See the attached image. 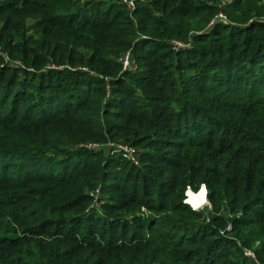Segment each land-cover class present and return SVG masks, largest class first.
I'll use <instances>...</instances> for the list:
<instances>
[{
    "label": "trees",
    "instance_id": "16d2710c",
    "mask_svg": "<svg viewBox=\"0 0 264 264\" xmlns=\"http://www.w3.org/2000/svg\"><path fill=\"white\" fill-rule=\"evenodd\" d=\"M137 1L0 0L2 48L58 66L0 81V264H264V0ZM107 138L144 143L143 169L73 147ZM141 205L163 216L133 228Z\"/></svg>",
    "mask_w": 264,
    "mask_h": 264
},
{
    "label": "rangeland",
    "instance_id": "374dc122",
    "mask_svg": "<svg viewBox=\"0 0 264 264\" xmlns=\"http://www.w3.org/2000/svg\"><path fill=\"white\" fill-rule=\"evenodd\" d=\"M98 1H100V0H98ZM101 1L112 2V3H114L116 1V2L120 3L119 0H101ZM139 1L142 2V0H139ZM198 1L199 2H203V1L207 2V0H198ZM229 2H230V0H215L214 3L218 7H223L224 4L229 3ZM137 4H139L138 1H137ZM1 19H2V16L0 17V20ZM0 23H1V21H0ZM0 30H1V27H0ZM171 45H172L171 47H172L173 51H177V52L180 49L182 50L184 48H188L189 47L188 43H184V42H180V41H172ZM127 52L129 54L128 55V61H127V64L125 65V68H123V69H125V70H134V69H136V67L139 66V61L133 56V54L130 51H127ZM124 54H122V55H124ZM176 57H178V60H177L178 62L177 63H181V64L184 63V59H185L184 56H180V55L174 56L173 61L176 60ZM119 58H118V61H119ZM54 67H58V66H54V65H51V64H46L44 66H30V65L23 64L20 60L15 59V58H11V56L2 48V43L0 42V74L3 75V79L0 80V81H2V82L7 81L8 77H12L16 81L18 79H21V78H25L26 79V77L28 79L32 73H38V72H41V71H45L48 68H54ZM9 68H16V70L18 72L17 71H10V70H8ZM71 69H73V70H75V69L82 70L85 73H87L89 75H92V76H95V75H99L100 76V74H97V73L89 70L87 67H85L83 65H79V64H76V65L72 66ZM28 73H30V74L27 75ZM91 89H93V86H91ZM232 100H234V99H232ZM236 101L238 102L239 100H236ZM118 145L128 146L129 148H131L134 151V153H135V156H134L135 157V161L132 162V161L127 160L128 162H130L131 164H133L135 166L133 170H135V169H138V170L143 169V167H144L143 164L145 162L142 160V154L148 150V148L145 146L144 143L133 144L129 140L128 141H123V140H117L116 141V140H112V139H108L107 138V139H104V140H90V141L78 142L73 147L86 148L87 150H89L91 153H93L95 155L92 159H97V158L100 159V160H96V162L98 161V163L101 165L103 163L104 159L115 158V157L118 158V159H121L114 152V148L116 146H118ZM124 160H126V159H124ZM113 165H114L113 163H110L109 166L113 167ZM127 168H131V167L129 165H127L126 168H125L126 171H127ZM201 184H203V183H201ZM200 185L197 184V186H195V187H188L187 186L186 189L188 188L189 191L194 193V195H191L189 197L190 203L192 204L193 207L196 208L194 210H196V211L198 210V211H200V213L203 216H206L207 212L210 210V204H209L208 200L206 199V197L203 198V194L202 193L197 194L200 191L199 190L200 189ZM96 188H98V187H96ZM186 189H185V192H186ZM185 192H184L183 202L186 203L190 207V203L185 202L186 198H187V196L185 195ZM205 193H206V188H205ZM93 194H94V197L92 198L90 204L87 206L88 209L93 205L94 207L97 208L98 211H100V203L112 201V199H110V195L109 194H105L104 192H100L99 189H98L97 192H95L93 190ZM199 195H202L203 203L201 204V206L197 207V206H195L192 203V201L190 199H191V197H195V196H197L195 198H198ZM137 216H139V217L150 216L152 218H155V217L163 216V213H161V212L156 213L154 211L147 210L144 206L141 205V206L136 207L133 210V212H129V213H125L124 212L121 215V217H123L124 219L129 220V223H130L129 225L132 226L133 228H134V225L136 223V220H135L134 217H137ZM231 216H233V215H227V217H231ZM226 226H229V228H226ZM229 230H230V224L227 223L225 225V227H224V231L223 232L226 233L227 237H229L230 239H233L232 236H230L227 233ZM124 231H126V236H127L130 233V227L127 226L126 228H124ZM256 244H257V242L254 243V246ZM246 251L247 252L244 251L246 256H248L250 258H254V255H253L252 251H250L248 249ZM247 253H249V255Z\"/></svg>",
    "mask_w": 264,
    "mask_h": 264
},
{
    "label": "built area",
    "instance_id": "2783aa9c",
    "mask_svg": "<svg viewBox=\"0 0 264 264\" xmlns=\"http://www.w3.org/2000/svg\"><path fill=\"white\" fill-rule=\"evenodd\" d=\"M119 2L125 6V8L127 9V11L129 13H131L134 10L135 4H136V0H119ZM214 19H219V20L224 21V20H226V17L223 13L219 12V13H217V15L214 16ZM128 55H129L128 52H126L124 55H122L119 58V62L121 63L122 68H125V65L127 64ZM114 152L121 159H126V160H129L132 162L135 161V157H134L135 153L128 146L118 145L114 148ZM94 191L97 192L98 188H96ZM226 228H229V226H226ZM245 252H247V251L245 250ZM247 254L249 255V253H247Z\"/></svg>",
    "mask_w": 264,
    "mask_h": 264
},
{
    "label": "bare ground",
    "instance_id": "6f19581e",
    "mask_svg": "<svg viewBox=\"0 0 264 264\" xmlns=\"http://www.w3.org/2000/svg\"><path fill=\"white\" fill-rule=\"evenodd\" d=\"M199 193H202V194H203L202 190H200L197 194H199ZM191 195H194V193L191 192V191H189L188 194H187V198H186V201H187L188 203H190V201H189V197H190ZM195 195H196V194H195ZM195 197H197V196H195ZM195 197H191L190 200L192 201V203H193L195 206H197V207L201 206V204L203 203L202 195H199L198 198H195ZM194 198H195V199H194ZM190 205L192 206L191 203H190ZM192 207H193V206H192ZM193 208H195V207H193ZM195 209H196V208H195Z\"/></svg>",
    "mask_w": 264,
    "mask_h": 264
},
{
    "label": "water",
    "instance_id": "95a60500",
    "mask_svg": "<svg viewBox=\"0 0 264 264\" xmlns=\"http://www.w3.org/2000/svg\"><path fill=\"white\" fill-rule=\"evenodd\" d=\"M199 190H202V192H203V198H205V186H204V184H201L200 185V189ZM188 192H189V190H188V188L186 189V192H185V195L187 196V194H188ZM185 202H187V201H185ZM188 203V202H187ZM190 207H191V209H195V208H193L191 205H190Z\"/></svg>",
    "mask_w": 264,
    "mask_h": 264
}]
</instances>
